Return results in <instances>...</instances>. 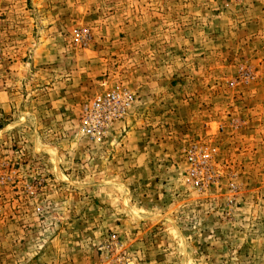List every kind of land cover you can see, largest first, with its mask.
Returning <instances> with one entry per match:
<instances>
[{"label":"rangeland","instance_id":"obj_1","mask_svg":"<svg viewBox=\"0 0 264 264\" xmlns=\"http://www.w3.org/2000/svg\"><path fill=\"white\" fill-rule=\"evenodd\" d=\"M0 264H264V0H0Z\"/></svg>","mask_w":264,"mask_h":264}]
</instances>
